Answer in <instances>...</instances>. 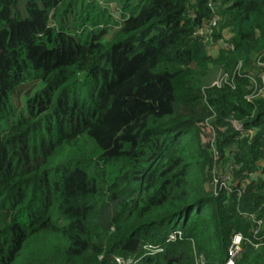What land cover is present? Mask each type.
<instances>
[{"label": "trees", "instance_id": "trees-1", "mask_svg": "<svg viewBox=\"0 0 264 264\" xmlns=\"http://www.w3.org/2000/svg\"><path fill=\"white\" fill-rule=\"evenodd\" d=\"M100 1L0 0V264H226L264 238V0Z\"/></svg>", "mask_w": 264, "mask_h": 264}, {"label": "built area", "instance_id": "built-area-1", "mask_svg": "<svg viewBox=\"0 0 264 264\" xmlns=\"http://www.w3.org/2000/svg\"><path fill=\"white\" fill-rule=\"evenodd\" d=\"M215 26H216V23L213 22L211 25H209L207 27V30L211 31V28H214ZM223 43H225L224 40H223ZM258 67H260L263 70L262 88H263V91H264V64L259 63ZM235 127L238 128V129L241 128V126L239 124H235ZM256 224H257V227H256V230L254 232V235L256 237H259V235H260L259 226L261 227L262 221H257ZM247 244L248 245L249 244L253 245L255 248H259L261 246H264V238H261L259 243L254 245V243L250 240V238H246L242 234L235 235L234 238L232 239V243H231V245L229 247V251H228L229 257H228V261H227L226 264H234L235 261H236L237 256L240 255L244 251V249L246 248ZM120 262H123V264H136V262H133L132 260L124 261L122 259H117V264H121Z\"/></svg>", "mask_w": 264, "mask_h": 264}, {"label": "rangeland", "instance_id": "rangeland-1", "mask_svg": "<svg viewBox=\"0 0 264 264\" xmlns=\"http://www.w3.org/2000/svg\"><path fill=\"white\" fill-rule=\"evenodd\" d=\"M100 4H101L102 6H105V7H107V6L110 7V8H113V7H114L113 9H114L115 12H117L116 10L119 9V7H118V5H117V3H116V0H101V1H100ZM115 17H117L118 19L120 18V16H118V15H116ZM209 32H210V31H209ZM209 34H211V32H210ZM226 44H227V43H223V45H226ZM212 45L215 46V47H214V48L216 49L215 51H219V50H220V46H219L218 44H216V43L213 42ZM210 50H212V48H211ZM219 73H220V72H219ZM218 75H220V74H218ZM215 81H216L215 85H218L219 83H221V77L219 76ZM223 185H224V184H223ZM223 185H222V186H223ZM209 190H210V191H212V190L215 191L213 186L210 187ZM255 220H256V219H255ZM257 221H258V220H256L255 223H257ZM262 225H263V223H262ZM262 225H261V226H262ZM259 229H260V226H259ZM261 247H263V246H261ZM259 248H260V247H259ZM241 255H242V253H241L240 255L237 256L236 261L241 257ZM236 261H235V262H236ZM120 263L123 264V262H120ZM234 264H235V263H234Z\"/></svg>", "mask_w": 264, "mask_h": 264}]
</instances>
